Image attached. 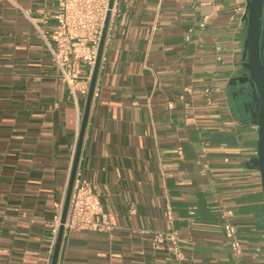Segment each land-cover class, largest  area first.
I'll return each instance as SVG.
<instances>
[{
    "label": "crops",
    "instance_id": "obj_1",
    "mask_svg": "<svg viewBox=\"0 0 264 264\" xmlns=\"http://www.w3.org/2000/svg\"><path fill=\"white\" fill-rule=\"evenodd\" d=\"M116 3L78 163L113 228L64 233L57 264H264L258 99L240 82L248 0ZM56 12L0 0V264L54 255L86 106L40 32ZM173 230L182 259L154 241Z\"/></svg>",
    "mask_w": 264,
    "mask_h": 264
},
{
    "label": "built area",
    "instance_id": "obj_2",
    "mask_svg": "<svg viewBox=\"0 0 264 264\" xmlns=\"http://www.w3.org/2000/svg\"><path fill=\"white\" fill-rule=\"evenodd\" d=\"M57 5L55 14L56 26L50 33L40 30L42 38L47 43L51 57L60 71V77L65 81L71 96L77 100L79 95L87 97L90 89L92 73L98 56L99 45L102 39L105 21L110 11L105 42L112 38L115 18L120 9L114 0H53ZM101 65V64H100ZM84 66L90 68L89 72ZM96 87L94 95L96 94ZM58 215L52 224L54 244L61 225V216L64 200L56 204ZM192 213H194L192 211ZM101 215V219L96 216ZM113 224L108 214L103 212L100 195L95 191L92 182L84 172L77 168L70 195L69 208L64 222V233L72 231H110ZM226 234L229 237L232 249L240 254L241 242L238 239L237 227L232 221L225 224ZM168 240L174 247L176 256L183 258L179 251L178 232L173 230L166 236L156 233L154 241L158 246Z\"/></svg>",
    "mask_w": 264,
    "mask_h": 264
},
{
    "label": "water",
    "instance_id": "obj_3",
    "mask_svg": "<svg viewBox=\"0 0 264 264\" xmlns=\"http://www.w3.org/2000/svg\"><path fill=\"white\" fill-rule=\"evenodd\" d=\"M114 0L110 1V8ZM111 12H108L102 39L99 45L98 56L92 73L89 93L86 97V106L82 118L77 149L72 165L71 176L67 195L64 202V208L61 216V225L55 242L54 255L51 264H57L59 251L64 235V222L66 220L69 208L70 195L73 187L75 173L78 168L79 158L82 150L85 129L88 123L89 112L96 87L97 76L102 60L105 37ZM247 36L245 39V48L242 56L245 76L240 79L241 83H250L258 99L257 113L255 123L258 127L257 158L256 165L260 170L262 178V188L264 192V0H248L246 8Z\"/></svg>",
    "mask_w": 264,
    "mask_h": 264
},
{
    "label": "flooded vegetation",
    "instance_id": "obj_4",
    "mask_svg": "<svg viewBox=\"0 0 264 264\" xmlns=\"http://www.w3.org/2000/svg\"><path fill=\"white\" fill-rule=\"evenodd\" d=\"M263 55H264V51H263ZM248 84V83H247Z\"/></svg>",
    "mask_w": 264,
    "mask_h": 264
}]
</instances>
